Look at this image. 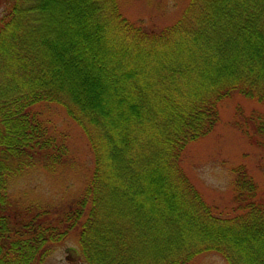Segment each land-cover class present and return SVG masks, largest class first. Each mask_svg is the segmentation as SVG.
I'll return each instance as SVG.
<instances>
[{"label":"trees","instance_id":"1","mask_svg":"<svg viewBox=\"0 0 264 264\" xmlns=\"http://www.w3.org/2000/svg\"><path fill=\"white\" fill-rule=\"evenodd\" d=\"M0 264H37L74 230L86 264H189L216 252L264 264V202L240 165L235 216L221 218L180 166L232 95L264 102V0H189L147 30L119 0H0ZM61 106L86 134L91 178L61 215L21 218L6 178L65 165L66 145L33 107ZM235 127L264 146V116Z\"/></svg>","mask_w":264,"mask_h":264},{"label":"rangeland","instance_id":"2","mask_svg":"<svg viewBox=\"0 0 264 264\" xmlns=\"http://www.w3.org/2000/svg\"><path fill=\"white\" fill-rule=\"evenodd\" d=\"M189 0H119L123 17L147 30L159 31L176 22ZM1 12V9H0ZM218 122L206 136L190 142L181 154L180 166L203 201L221 218L235 216L234 173L243 165L258 187L264 202V146H255L236 127L253 114L264 116V102L233 93L218 105ZM52 136L68 151L65 165L53 172L40 165L23 168L6 178V198L22 217L48 209L51 217L73 206L91 178L94 159L83 129L55 103L33 107ZM79 231H70L50 246V253L37 264H86L79 248ZM189 264H227L216 252L196 256Z\"/></svg>","mask_w":264,"mask_h":264}]
</instances>
